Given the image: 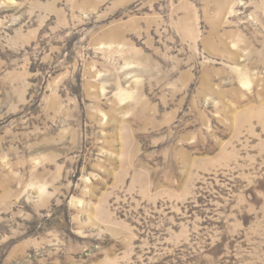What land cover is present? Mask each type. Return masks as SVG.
Instances as JSON below:
<instances>
[{
  "label": "rangeland",
  "instance_id": "1",
  "mask_svg": "<svg viewBox=\"0 0 264 264\" xmlns=\"http://www.w3.org/2000/svg\"><path fill=\"white\" fill-rule=\"evenodd\" d=\"M0 264H264V0H0Z\"/></svg>",
  "mask_w": 264,
  "mask_h": 264
}]
</instances>
